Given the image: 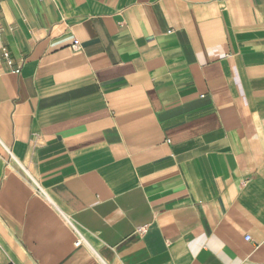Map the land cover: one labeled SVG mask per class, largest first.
I'll use <instances>...</instances> for the list:
<instances>
[{
    "label": "crops",
    "instance_id": "1",
    "mask_svg": "<svg viewBox=\"0 0 264 264\" xmlns=\"http://www.w3.org/2000/svg\"><path fill=\"white\" fill-rule=\"evenodd\" d=\"M0 264H264V0H0Z\"/></svg>",
    "mask_w": 264,
    "mask_h": 264
},
{
    "label": "built area",
    "instance_id": "2",
    "mask_svg": "<svg viewBox=\"0 0 264 264\" xmlns=\"http://www.w3.org/2000/svg\"><path fill=\"white\" fill-rule=\"evenodd\" d=\"M1 51H2V57H3L4 61L6 62V64H7L10 68H12L13 71H14L16 74H20V72H21V68L15 66V62H14V59H13V57H12L10 51H9L7 48H2ZM77 233H78L79 239L77 240L76 245H77V246H80V245L84 242L85 239H84L83 235H82L79 231H77ZM246 240H247V241H250L251 238H250L249 236H247Z\"/></svg>",
    "mask_w": 264,
    "mask_h": 264
}]
</instances>
